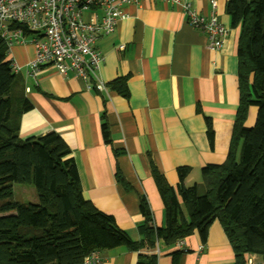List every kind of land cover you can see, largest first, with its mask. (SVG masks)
<instances>
[{
    "label": "crops",
    "instance_id": "1",
    "mask_svg": "<svg viewBox=\"0 0 264 264\" xmlns=\"http://www.w3.org/2000/svg\"><path fill=\"white\" fill-rule=\"evenodd\" d=\"M183 1L200 14L212 12L208 0ZM217 1L218 17L230 29L220 50L209 48L207 36L188 23L181 6L161 0L124 6L126 18L118 21L113 34L100 37L96 46L104 56L100 79L108 85L127 77L128 98L111 89H89L83 80L73 74L60 75L51 65L43 66L36 79L28 77L24 68L35 58L34 46L10 48L9 59L22 68L16 73L22 83L18 92L33 107L20 119V137L59 134L71 149L84 197L113 216L134 241L142 240V199L150 207L154 225L165 227L152 163L174 189L179 184L177 170L189 168L186 187L201 189L202 169L221 165L227 158L240 98V28L231 27L226 13L229 0ZM256 116L257 109L251 107L247 127L254 125ZM205 118L212 122L213 148ZM105 121L110 143L102 134ZM180 204L188 218L181 199ZM184 241L182 249L187 252L159 242L153 251L157 264H236L232 245L218 221L211 225L205 244L197 233ZM139 254L125 247L105 250L100 252V264H137ZM246 258L264 264V255Z\"/></svg>",
    "mask_w": 264,
    "mask_h": 264
},
{
    "label": "trees",
    "instance_id": "2",
    "mask_svg": "<svg viewBox=\"0 0 264 264\" xmlns=\"http://www.w3.org/2000/svg\"><path fill=\"white\" fill-rule=\"evenodd\" d=\"M226 13L231 27L240 28V98L227 158L221 165L202 169V195L199 186L185 185L189 168L177 170L179 184L174 189L152 163L165 227L154 225L150 207L142 199L139 242L120 229L113 216L84 197L71 149L59 134L20 137V119L33 107L18 92L21 80L13 71L9 46L0 39V185L8 180L31 185L37 195L35 204L17 203L10 187L0 189V264H82L95 252L118 247L140 252L137 264H157L153 251L159 242L171 247L197 233L205 244L215 221L232 245L236 264H247L250 254L264 255V0H229ZM108 87L129 97L127 77ZM251 107L257 109V116L254 125L247 127ZM205 120L213 148L212 122ZM102 134L110 143L106 121ZM117 179L123 182L118 175Z\"/></svg>",
    "mask_w": 264,
    "mask_h": 264
},
{
    "label": "built area",
    "instance_id": "3",
    "mask_svg": "<svg viewBox=\"0 0 264 264\" xmlns=\"http://www.w3.org/2000/svg\"><path fill=\"white\" fill-rule=\"evenodd\" d=\"M140 0H0V39L11 48L32 44L35 58L24 68L25 74L37 78L41 68L53 66L60 75L73 74L89 89L106 92L109 87L99 77L104 56L96 44L100 37L115 32L120 19L126 18L124 6ZM181 6L188 23L203 32L209 48L220 50L230 29L219 19L217 0H208L212 12L203 15L189 2L161 0ZM120 45V50H125ZM22 68L13 64L14 73ZM29 90V89H28ZM184 240L174 246L187 252ZM203 246H200L201 251ZM100 252L85 258L82 264H100ZM247 264H254L252 258Z\"/></svg>",
    "mask_w": 264,
    "mask_h": 264
},
{
    "label": "rangeland",
    "instance_id": "4",
    "mask_svg": "<svg viewBox=\"0 0 264 264\" xmlns=\"http://www.w3.org/2000/svg\"><path fill=\"white\" fill-rule=\"evenodd\" d=\"M10 187L14 193V201L17 203H37V195L35 188L27 184H17L11 180H8L0 185V189ZM203 194V186L201 185L200 195ZM13 210L10 214H14Z\"/></svg>",
    "mask_w": 264,
    "mask_h": 264
}]
</instances>
